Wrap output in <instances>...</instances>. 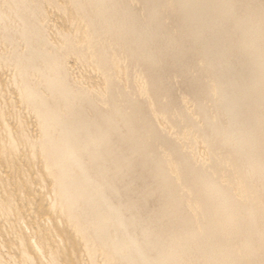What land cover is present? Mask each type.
Listing matches in <instances>:
<instances>
[{"label": "bare ground", "instance_id": "obj_1", "mask_svg": "<svg viewBox=\"0 0 264 264\" xmlns=\"http://www.w3.org/2000/svg\"><path fill=\"white\" fill-rule=\"evenodd\" d=\"M0 264H264V0H0Z\"/></svg>", "mask_w": 264, "mask_h": 264}, {"label": "rangeland", "instance_id": "obj_2", "mask_svg": "<svg viewBox=\"0 0 264 264\" xmlns=\"http://www.w3.org/2000/svg\"><path fill=\"white\" fill-rule=\"evenodd\" d=\"M133 93H134V91H133ZM135 94V93H134Z\"/></svg>", "mask_w": 264, "mask_h": 264}]
</instances>
